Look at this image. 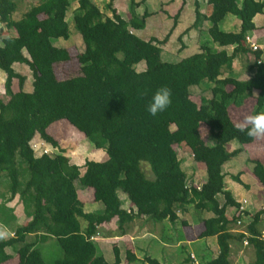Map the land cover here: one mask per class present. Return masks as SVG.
<instances>
[{"label": "trees", "instance_id": "16d2710c", "mask_svg": "<svg viewBox=\"0 0 264 264\" xmlns=\"http://www.w3.org/2000/svg\"><path fill=\"white\" fill-rule=\"evenodd\" d=\"M24 1L0 0V29L14 31L8 36L0 33V68L6 73L5 96L0 97V185L7 180L8 193L20 196L32 218L16 225L14 236L0 239V264L12 260L7 248L17 244V264H122L117 245L110 262L93 239L102 224L117 218L118 230L124 232L125 226L141 216L154 223H175L178 212L189 205L196 212L212 214L201 219L199 238L216 236L219 245L218 254L200 264H232L231 244L245 237L255 254L250 264H264V237L259 227L264 210L247 225V236L232 232L239 216H228L227 211L234 208L237 212L241 204L226 187L224 171V165L242 151H229L232 141L247 145L256 140L234 129L236 122L230 110L253 100L251 113L264 112L263 50H254L246 42V36L257 29L254 18L264 12V0H208L213 6L209 16L202 14L196 3V20L191 27L199 28L209 21L211 40L233 49L214 50L202 44L199 52L176 62L162 58L161 46L169 35L162 40H145L132 31L143 29L150 15H136L134 0L128 20L111 1L106 5L112 11L108 16L93 0H78L74 22L85 50L78 55L80 73L65 79L57 76L55 66L68 61L70 54L66 48L55 46L53 39L70 37L66 20L70 0H40L14 18ZM228 15L240 20L238 30L220 28ZM177 19L178 15L174 25ZM248 54L255 57L248 67H256L255 74L245 80L222 77L223 66L231 69L237 58ZM17 62L32 71L31 92L24 90L27 78L16 72ZM141 62L145 68L138 70ZM14 79L18 80V91L12 88ZM209 84L211 96H202L197 104L191 98V88ZM161 87L170 90L171 103L151 116L146 106ZM61 120L82 132L96 148L105 150L107 159H88L81 171L51 134V126ZM202 126L207 128V139L202 136ZM36 134L59 152L37 155L31 145ZM180 144L188 147L195 161L206 165L207 179L201 186L188 183L175 149ZM18 157L25 162L23 170ZM248 160L264 185V160ZM143 162L150 166L154 178L147 176ZM232 178L243 184L240 174ZM80 186L92 188L94 201L101 202L103 208L85 211L78 194ZM122 196L128 198L129 210L122 207ZM4 206L0 205V222L9 225L15 218L7 216ZM30 234L36 238L27 242ZM52 237L58 239L63 253L49 262L36 244ZM125 253L129 264L138 260L129 249ZM145 258L149 264H167ZM191 263L193 259L187 256L175 264Z\"/></svg>", "mask_w": 264, "mask_h": 264}, {"label": "rangeland", "instance_id": "374dc122", "mask_svg": "<svg viewBox=\"0 0 264 264\" xmlns=\"http://www.w3.org/2000/svg\"><path fill=\"white\" fill-rule=\"evenodd\" d=\"M39 1L40 0H25L20 5L19 12L14 15V18L20 17L23 12L28 10L32 5L38 4ZM130 1H132V0H130ZM162 1L163 0H146V3L144 5H145V7H147L151 11H153V10L160 11ZM187 1L191 5V9H188V7H185V12H191V17H192V12L194 11L193 10V6H194L193 0H187ZM70 2H71V4L69 6L67 18H66V20L69 23L70 37L68 39H65L63 37L53 39V43L55 46L66 48L70 54V59L68 61L63 62V63H59L55 66L56 74L61 79H65V78H68L72 75H77L78 73H80L81 64L78 60V55L85 50V45H84L82 36H81L80 32L75 27V22H74L75 0H71ZM122 8H123V6H122ZM123 10H124V8H123ZM170 10H171V13L174 15L175 9L170 8ZM128 16L131 17V12ZM40 17H44V16L42 15ZM153 18L159 19L158 14H156L155 17H153ZM172 18H173V16H172ZM261 20H263V21L261 22ZM186 21H188V20H186ZM174 22H175V20H174ZM171 23L173 24V20H171ZM256 24L259 28L264 27V12L260 16V18L258 19ZM164 27H168V25L165 24ZM238 28L239 27L237 26L236 30H238ZM153 32H154V29H153V24H152V25H150V27H147V29L139 31L138 35L141 36L142 38H144V37H148L149 35H151V36L155 35ZM0 33L2 36L14 35V31L12 29H7L5 27L0 29ZM253 34H254V32H253ZM160 39L161 40L164 39V36H162ZM254 40L256 41L257 39L254 38ZM182 43L183 42L181 41V39L174 38L173 42H170V44L165 47L167 51H169L171 53L174 52V56L170 57L171 53H169V54L167 53L166 56L164 55L162 57L163 60L174 61V62L180 60L183 57L182 56L181 58H179L183 54V53L179 54V51L181 50V48L179 50V47H180V45H182ZM171 48H174V50ZM192 51H193V49L188 48L185 51V53H193ZM241 62H243V61H241ZM15 64H14V68H15L16 72H19V73L25 75L27 78L25 81V84H24V89H32L33 88V86H32L33 74H32V71L30 70L29 66L26 64L18 63V62ZM240 66L241 65L239 63H237V65L235 66V68L233 70L232 76L233 77L235 76V78H241V79L249 78L248 76L250 74H248L247 72L241 71L242 69ZM144 68H145L144 62H141L137 66L138 70H143ZM244 69L246 71H248V69H246V67ZM223 71L228 72V70H226L225 68H223ZM5 81H6V73L4 70H2L0 68V97L5 96ZM209 87H210V84L207 86H203V87L202 86L200 87L198 85L193 86L191 88V98L197 104H200L202 96H207V97L211 96V92H210ZM12 88L14 91L19 90V84H18L17 79H14L13 84H12ZM252 103H253V100L249 101L248 105L245 104V106H243V108L231 109L230 114L232 115L233 120L235 122H241V121H243L245 116L252 115V113H251L252 112L251 111L252 110ZM234 108H236V107H234ZM201 132H202L203 138L207 139V128L202 126ZM51 134H53V136L59 141L61 149L64 150V154L70 158V161L72 163H75V164H78L79 166H81V171L85 170L84 164H85L86 160H88V159L89 160H96V161H104L107 159V153L105 150L96 148L93 145V143L89 140V138H87L82 132L77 130L67 120H61L59 122L54 123L51 126ZM35 136H34L33 140L31 141V145L34 148V150L36 151V154H38L37 150L43 151V149H47L48 150L47 152L51 155H55L59 152L60 149L51 147V145L48 143L43 142L42 140H35V138H36ZM187 148L188 147H186L184 144H180V145L175 146L178 157L181 161V166L184 169V171L187 173L188 183L193 184L194 186H201L207 179L206 165L198 163L197 161H195L192 153ZM237 148H242V151L238 155L234 156L230 161H228L224 165L225 166L224 171L226 174V177H225L226 187L229 190H231L236 197H240L242 191H245V186H244L245 184L243 183L244 185L242 184V186H241V184L238 183L237 181H235L232 177L234 175L240 174L241 169L246 170V167H247L246 164H248V162L252 163L248 160L250 157H251V159L253 158V159H258V160H264V137L256 138V140L252 144L240 145V143L238 141L234 140L228 145L229 151H233ZM244 148L246 150V153L241 154L244 151ZM18 166H20V168L22 170L26 168L25 162L20 157H18ZM142 168L144 169V171L146 172V174L149 178H154V174L151 171L150 166L146 162L142 163ZM26 178H27V174L25 176L21 177V182L24 181ZM256 178L257 177L254 174V172L250 171L249 167H247L245 182H247L249 184V186L250 185L252 186V191L255 193V195L256 194L261 195V198H262L261 202H263V203L257 204L256 207H253L250 205L249 206V210L251 209L250 212H253V211L258 212L259 210H264V188H263L264 185L261 184V185H263V187L258 186V182H257ZM90 189L91 188L82 187V186H80L78 189L79 190V192H78L79 196L81 195L80 198L84 199V201H83L85 204L84 209L87 212H93V211H96L102 207L101 202L94 201L92 190H90ZM88 190H90L89 193H88ZM218 198H219L221 203L224 202V196L222 194H220L218 196ZM122 199H123V197H122ZM126 201H127V204H129V201L128 200H126ZM256 202L258 203V201H256ZM187 207H188L187 211L179 212L180 220H179L178 224H182L184 226L185 224H183L182 222L185 221L189 225H191V224L194 225L193 230L198 229L196 225L200 226V221H201V219H203V217L212 215L209 212H200V213L196 212L193 205H189ZM228 212H229L230 216H234L236 213L234 208H230L228 210ZM250 220H251V217H250ZM81 223L83 226H85V224H86V222L83 219L81 220ZM175 223H177V221ZM248 223H249L248 221H247V223H244V227H243L244 229H247ZM146 225L151 226L152 224L150 222H147ZM161 225L163 228L164 226L167 225V221L161 223ZM233 227H234V225H233ZM116 228H117V224H115L114 222L107 225V229H111L112 232H115L116 230H118ZM160 228H161V226H160ZM180 229H179V231H177V233H174V231L168 232V230H162V231H160L159 234L154 233L155 236H151V237H153L157 242L154 241L155 247H153V251L151 252V249H147L146 253L148 255H151L152 257L156 258L160 262L166 263V261L168 260L166 257L167 256L166 250H162L161 248H164L167 245H171V246L176 245L178 237L183 236L184 233L186 232L184 227H180ZM99 231H100V233H97V236H96L97 237L96 242L98 243L99 246L101 245V246L107 247V248L106 247L104 248L103 254L108 261H110V262L114 261V251H113V245H114L113 240L114 239L109 240L107 238V236L103 235V230H99ZM101 232H102V234H101ZM188 233L190 234L191 231ZM156 235H158V237L161 235L165 236L166 239L163 242L168 243V244L164 245L163 242L160 239H158V237ZM167 238L170 242H167L168 241ZM149 239H151V238H149ZM190 240H194V239H190ZM190 240H188V241H190ZM212 242L215 244L214 240L207 243V244H209L210 249H212V246H213ZM119 244H121V242H119ZM198 245L199 246L196 248L195 251L201 253L202 248H204V243L202 242ZM194 246H196V244H194ZM19 247H20V244L15 245V247H13L14 252L12 251V249L7 248L8 253H10V254H12V252L15 253V255L14 254H12V255L15 257L16 260H18L17 249ZM56 248H58V250H59L58 252H54V253H50V254L43 252L45 254L47 261L52 262L58 256L62 255L63 251H62L60 245L57 244ZM178 250H179V248H178ZM214 250H216V249H214ZM187 252H188L187 249L183 250L184 255H186ZM208 252H211V251H208ZM192 254L193 253H191L190 255L192 256ZM194 256H197V255L194 253ZM213 256H214V254L212 255L210 253H205L204 258L201 260H207ZM176 257L177 258H175V259L178 260V259H180V257H182V255L177 253ZM141 258L143 259V260H141V263H135V264H149V263L144 261L146 259L145 255L144 256L142 255ZM230 258H231L232 264H248L245 260L246 256L244 257L243 260H239L237 258V256H235V255H233ZM8 264H14V261L12 260V262L8 263Z\"/></svg>", "mask_w": 264, "mask_h": 264}, {"label": "crops", "instance_id": "0c3cea01", "mask_svg": "<svg viewBox=\"0 0 264 264\" xmlns=\"http://www.w3.org/2000/svg\"><path fill=\"white\" fill-rule=\"evenodd\" d=\"M93 1L108 16H112V11L110 9L106 8V5L111 1V2H113L112 3L113 7L118 11V13L122 16L123 19L128 20L130 18L128 16L131 12V7H132L130 0H93ZM134 2L136 3L135 8H134L136 15L141 17L145 13L150 14V15H148V17H146L145 27L143 29H132V31L134 33H136L138 35L139 31L145 30V29H147V27H150V25L153 24V29H154L153 33L155 35H152V36L149 35L148 37H144L145 40L146 39L148 40L151 37H156V38L160 39L162 36H164V38H165L169 34L168 42L161 46L162 47V57L164 55L166 56L167 53L168 54L171 53V52L167 51L165 47L167 45H169L170 42H173L174 38H179L183 42L182 45H180V47H179V50L181 48V50L179 51V54H182V53L183 54L179 58H181L182 56H183L182 58H184V57L192 55L196 52H199L202 44H208L214 50H221V49L225 48V49L231 51L233 49V47H221L220 45H218L217 43H215L211 40V37L208 34V28L211 25L209 21H205L199 28L191 27L193 25L194 21L196 20V13H195L196 3L199 4V8H200V11L202 14L209 16L212 13L213 6H212V4H210L208 2V0H193V5H194L193 10L194 11L192 12V17H191V12H185V7H188V9H191V5L189 4V2L187 0H165V1L163 0L162 4H161L160 11H157V10L151 11L147 7H145L144 4L146 3V0H134ZM70 4H71V2H70ZM122 6H123L124 10H123ZM77 7H78V0H75L74 10ZM170 8L175 9L174 15L171 13ZM156 14H158L159 19L161 17L162 18L160 20L157 18H153V17H155ZM176 15H178V19H177V23L174 25V17ZM261 15L262 14L256 15V17L254 18L255 23L258 21V19L260 18ZM172 16H173V18H172ZM171 20H173V24L171 23ZM186 20H188V21H186ZM262 21L263 20H261V22ZM165 24H167L168 27H164ZM240 24H241V22L236 17H234L232 15H228V17L225 18L220 23V28L224 31L231 32V31H236V27L237 26L240 27ZM256 26H257V24H256ZM247 37H248V35L246 36V42L248 44ZM251 37L257 39L256 42L260 46V49L263 50V58H264V27L259 28L257 26V29L254 31V34H252ZM188 48L193 49V51H192L193 53H185V51ZM171 49L174 50V48H171ZM173 56H174V52L170 54V57H173ZM254 60H255V57L253 54H248V55H244V56L242 55L241 57L237 58L234 61L231 69L227 68L226 66H223L221 68L222 77L232 76L235 66L237 65V63H239L241 65L240 66L242 69L241 71L247 72L248 74H250L248 76L250 78L257 71L256 67H254L253 69H248L249 65L252 62H254ZM241 61H243V62H241ZM245 67H246V69H248V71H246L244 69ZM223 68L228 70V72H224ZM237 79H241V78H237ZM241 80H245V78H243ZM24 90L29 91V92L32 91V89H24ZM255 93L257 94L258 90L255 91ZM35 137H36L35 140H42L40 138L39 134H36ZM43 142H45V141H43ZM37 151H38L39 155H40V152H42L40 150H37ZM245 153H246V150L244 148V151L241 154H245ZM246 165H247V167H249L250 171H253V168H254L253 163L248 162V164H246ZM247 167H246V170H247ZM246 170H244V169L240 170L241 171L240 178H241L242 182L245 184V185L243 184L245 186V191L241 190L242 193H241L240 197H236L235 195L234 196L241 204H243L242 203L243 200L246 201L247 209H246V215L244 218V223H247V221L250 223V221H252V219H253V216L257 212L256 211L250 212L251 209L249 210V206L251 205L253 207H256L257 204H260L263 202H261V200H262L261 195L260 194L255 195V193L252 191V186L251 185L249 186V184L247 182H245ZM256 180L258 182V186L263 187V185H261L262 183L260 182L258 177L256 178ZM3 182H4V184L0 185V205L5 204L4 208H5L6 213L8 214L7 216L15 218V219L10 220L9 225H5V224L0 222V232H4L6 234L5 239H7V238L14 236L13 228L16 225H24L27 222H29L32 217L26 211L25 206H24L20 196L17 194L16 196L11 197V195L8 193V191H7V180L4 179ZM241 186H242V184H241ZM90 190H92V194H93V189L91 188ZM90 190H88V193L90 192ZM78 192H79V190H78ZM79 197H81V195ZM122 197H123L122 207L129 210L130 209L129 208L130 203L127 204V201H126V200H128V198L124 197V196H122ZM80 199L82 201H84V199H82V198H80ZM256 201H258V203ZM101 206H102L101 208H103L104 205L102 204ZM187 210H185V211H187ZM260 211L261 210H259L258 212H260ZM180 212H182V211H180ZM178 214H179V212H178ZM227 214H228V216H230L228 211H227ZM208 217H210V215L206 216L205 218H208ZM250 217H251V220H250ZM179 220H180V216L177 219V223H173L169 220H165L164 222L167 221V225L162 228L161 223H154V222L150 221L146 216H141V217L136 218L132 222H130L129 226L128 225L125 226L126 230L124 232H119L118 230H116L117 232L116 231L112 232L111 229H107V225L111 224L113 222L115 224H117V218H115L113 221H111L109 223L102 224L98 229V233H100L99 230H103L104 236H107V238L109 240L114 239L113 240L114 245H117V247H119V249L121 251L122 264H129L127 262V260L125 259L126 258V253H125L126 249H129L132 253H134L138 259V260H136L130 264L141 263V260H143L141 258L142 255L143 256L144 255L145 256H151V255H148L146 253V250L151 249V252H152L153 247H155L154 241H156V240L153 237H151V236H155L154 233L159 234L160 231H162V230H168V232L174 231V233H177V231H179L180 227H184L186 232L184 233L183 236L178 237L177 243L174 246L167 245L168 243L163 242L166 239L165 236L161 235L158 237V235H156L158 237V239H160L163 242L164 245L165 244L167 245L164 248H161L162 250H166L167 256L166 255L165 256L167 257L168 260L167 261L165 260V261L167 264L181 263L184 261V259L187 256H190V258H191V255H190L191 253H193V254L195 253L197 255V256H195V258L200 263H204L206 261V260H201L204 258L205 253H210L212 255L214 254L213 257H215L218 254L219 245H218L216 236L199 238V230H201L203 228V224L201 222H200V226L196 225L198 229L193 230L194 225L188 224L186 226L185 225L183 226L182 224H178ZM147 222H150L152 225L147 226L146 225ZM244 223H243V226H241V227L234 226L232 229V232L244 233L247 236L248 235L247 229L243 228ZM160 226H161V228H160ZM259 227L262 228L263 237H264V213H262V215H261V222L259 224ZM116 229H118V226ZM174 229L175 230L177 229V230L175 231ZM190 231H191V233L189 234L188 232H190ZM101 234H102V232H101ZM96 236H97V234L94 237L95 240H97ZM35 238H36L35 235L30 234L26 237V241L31 242V241H34ZM149 238H151V239H149ZM190 239H194V240H190ZM167 240H168V238H167ZM188 240H190V241H188ZM212 240L215 241V244L212 242L213 246H212V249H210L209 244H207V243H209ZM245 241H247V244L244 243ZM119 242H121V244H119ZM167 242H170V241L168 240ZM202 242L204 243V248H202L201 253H199L195 250L199 246L198 244H200ZM57 244L60 245L58 242V239L56 237H52V238L46 240L45 242H38L36 244V248L42 250V252H44V253L50 254V253H54V252L59 251L58 248H56ZM194 244H196V246H194ZM231 246H232L231 257L233 255H235V256H237V258L239 260H243L244 257L246 256L245 260L248 264H250L254 260V257H255L254 249L252 246H250L248 244V239L246 237L242 241L234 240L232 242ZM105 247L106 246H101V245L99 246V248L101 249L102 252H104ZM9 248L12 249V251H13V247H9ZM178 248H179V250H178ZM184 249L188 250L186 255H184V253H183ZM214 249H216V250H214ZM208 251H211V252H208ZM13 252H12V254L15 255V253H13ZM177 253L182 255V257H180V259H178V260L175 259V258H177L176 257ZM213 257H211V258H213ZM12 260L14 261V264H17L19 262V255H18V260H16L14 256H13ZM12 260L9 263H11ZM161 263H163V262H161ZM191 264H193V263H191Z\"/></svg>", "mask_w": 264, "mask_h": 264}, {"label": "clouds", "instance_id": "9594fccd", "mask_svg": "<svg viewBox=\"0 0 264 264\" xmlns=\"http://www.w3.org/2000/svg\"><path fill=\"white\" fill-rule=\"evenodd\" d=\"M170 103H171L170 90L167 87H161L157 89L156 92L151 97L150 102L146 106V110L149 113V115L156 116L159 112L164 111L170 105ZM233 127L236 131L246 134L248 137L251 138L264 137V112H258L252 115L245 116L243 121L235 123ZM245 215H246V210H245ZM245 215L244 217H242L243 223H244ZM234 226H237V223H235ZM5 235L6 234L4 232H0V239L5 238Z\"/></svg>", "mask_w": 264, "mask_h": 264}, {"label": "built area", "instance_id": "2783aa9c", "mask_svg": "<svg viewBox=\"0 0 264 264\" xmlns=\"http://www.w3.org/2000/svg\"><path fill=\"white\" fill-rule=\"evenodd\" d=\"M247 41H248V44L254 49V50H257L260 48V46L258 45V43L254 40V38H252L251 36L247 37ZM48 150L47 149H43L42 153L47 152ZM243 204L239 207L238 211H237V216L238 219H237V226L241 227L243 226V220H242V217H244L245 215V210L247 209V204H246V201L243 200L242 202ZM245 244H247V241L244 242ZM191 258L193 259V263L194 264H199V262L196 260L194 254H192Z\"/></svg>", "mask_w": 264, "mask_h": 264}]
</instances>
